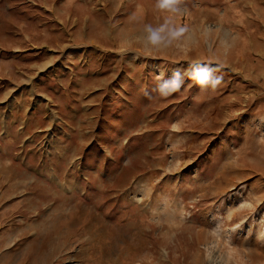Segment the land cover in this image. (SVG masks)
I'll return each mask as SVG.
<instances>
[{"label":"rangeland","instance_id":"374dc122","mask_svg":"<svg viewBox=\"0 0 264 264\" xmlns=\"http://www.w3.org/2000/svg\"><path fill=\"white\" fill-rule=\"evenodd\" d=\"M169 15L0 0V264H264V0H185L146 58ZM197 60L217 90L154 91Z\"/></svg>","mask_w":264,"mask_h":264},{"label":"clouds","instance_id":"9594fccd","mask_svg":"<svg viewBox=\"0 0 264 264\" xmlns=\"http://www.w3.org/2000/svg\"><path fill=\"white\" fill-rule=\"evenodd\" d=\"M185 0H155V8L161 13L170 14L159 26L145 24L143 27V46L146 58H155L153 53L160 52L169 47H181V43L189 31L187 26H178L171 20L172 15L182 12ZM219 65L211 61H189L188 67L181 72L179 69L173 72L171 77H157L158 83L154 91L164 99L179 93L185 84V77L195 82L202 91L214 92L221 85L222 77L216 75Z\"/></svg>","mask_w":264,"mask_h":264},{"label":"bare ground","instance_id":"6f19581e","mask_svg":"<svg viewBox=\"0 0 264 264\" xmlns=\"http://www.w3.org/2000/svg\"><path fill=\"white\" fill-rule=\"evenodd\" d=\"M251 251L253 252L252 254L255 255V249H252Z\"/></svg>","mask_w":264,"mask_h":264}]
</instances>
